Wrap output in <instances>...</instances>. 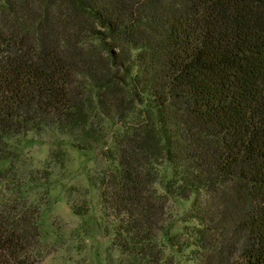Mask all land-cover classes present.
<instances>
[{"label": "trees", "instance_id": "trees-1", "mask_svg": "<svg viewBox=\"0 0 264 264\" xmlns=\"http://www.w3.org/2000/svg\"><path fill=\"white\" fill-rule=\"evenodd\" d=\"M30 134L53 147L38 166L11 150ZM65 146L93 154L119 264H175L162 238L193 264H264V0H0V264L51 255ZM65 196L89 216L87 189Z\"/></svg>", "mask_w": 264, "mask_h": 264}, {"label": "rangeland", "instance_id": "rangeland-1", "mask_svg": "<svg viewBox=\"0 0 264 264\" xmlns=\"http://www.w3.org/2000/svg\"><path fill=\"white\" fill-rule=\"evenodd\" d=\"M10 144L13 153L28 154L37 166L47 159L53 149L47 140L31 134ZM65 150L66 167L63 171H56L52 178V196L55 203L42 219L43 239L51 251L45 264H119V253L101 227L97 192L87 181V173L95 168L93 154L70 146H65ZM71 187L89 191L92 209L89 216L78 217L70 209L65 193ZM156 188L160 193L163 192L159 184ZM189 206L188 202L182 200L169 202L168 216L174 221L171 235L181 234L187 225L183 219ZM161 242L167 259L171 258L175 264H193L190 250L179 254L165 238Z\"/></svg>", "mask_w": 264, "mask_h": 264}]
</instances>
